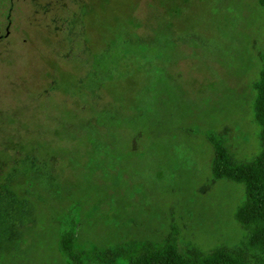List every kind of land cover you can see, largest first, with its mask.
<instances>
[{
  "label": "rangeland",
  "instance_id": "374dc122",
  "mask_svg": "<svg viewBox=\"0 0 264 264\" xmlns=\"http://www.w3.org/2000/svg\"><path fill=\"white\" fill-rule=\"evenodd\" d=\"M263 51L257 0H6L0 264H70L58 237L73 224L93 263L172 224L180 246L239 244L242 185L212 177L207 135L258 152Z\"/></svg>",
  "mask_w": 264,
  "mask_h": 264
},
{
  "label": "trees",
  "instance_id": "16d2710c",
  "mask_svg": "<svg viewBox=\"0 0 264 264\" xmlns=\"http://www.w3.org/2000/svg\"><path fill=\"white\" fill-rule=\"evenodd\" d=\"M5 1L0 0V9ZM257 1L264 9V0ZM161 7L164 12V5L161 4ZM253 89L252 113L259 126L258 152L251 159L241 160L213 134L207 135L213 147L210 162L212 177L225 178L242 185L243 199L234 211L235 220L245 231L239 244H220L207 250L191 244L180 246L177 228L172 224L160 239L125 237L124 240L97 249V263H93L83 251L75 248L73 224L58 237V248L69 263L114 264L120 258L124 264H264V51L261 53V66Z\"/></svg>",
  "mask_w": 264,
  "mask_h": 264
}]
</instances>
